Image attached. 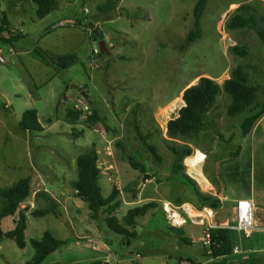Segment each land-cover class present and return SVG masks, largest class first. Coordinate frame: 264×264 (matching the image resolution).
I'll return each instance as SVG.
<instances>
[{
  "label": "rangeland",
  "instance_id": "1",
  "mask_svg": "<svg viewBox=\"0 0 264 264\" xmlns=\"http://www.w3.org/2000/svg\"><path fill=\"white\" fill-rule=\"evenodd\" d=\"M105 1L59 0L51 15L41 20L31 0H0V8L4 7L0 23L5 14L12 37L17 27L25 36L13 44L0 40L5 59L0 64V187L29 178L32 189L21 205L29 209L28 245L20 249L14 240L0 241V264H27L35 255L31 239H41L46 231L68 239L76 226L92 229L97 236L71 242L43 264H179L182 257L194 261L204 252L213 257L204 243L206 233L219 225L221 217L225 220L233 214L232 204L253 197V192L254 205L264 203V44L254 31L226 27L243 4L264 16V0H210L201 21L202 38L185 49L198 0H123L122 8L110 14L99 10ZM99 21L101 25L92 29ZM126 32L132 37H125ZM101 42L109 48L106 55L94 53ZM236 45L249 50L248 58L232 53ZM35 50L72 54L77 63L58 71L41 62ZM239 64L259 88L258 101L230 118V98L222 93L209 115L211 127L199 139H169L167 124L184 106L185 90L202 77L222 85ZM79 89L89 95L86 100L104 123H91L90 117L83 119L75 111L74 100L82 96ZM32 108L38 111L42 133L25 134L18 127L22 114ZM71 111L76 118L70 117ZM133 116L143 134L151 132L149 142L158 148L160 163L141 144ZM251 116L258 120L244 136L241 126ZM185 144L193 149L190 157L205 154L204 172L213 192L226 195V201L207 193L212 199L203 205L179 181L181 173L173 172L169 146ZM92 146L99 155L103 195L119 192L121 204L114 216L120 222L131 209L157 206L136 221L135 229L129 228L136 238L115 234L104 222L106 211L100 221H93L87 204L71 187L78 179V156ZM128 157L145 166L146 178L133 169ZM188 158L183 161L187 174ZM44 190L60 203L59 217L31 215L47 207L46 200L35 197ZM183 202L193 205L191 211L179 208ZM4 225L5 231L14 227L10 219ZM229 227L233 226L226 223L224 228Z\"/></svg>",
  "mask_w": 264,
  "mask_h": 264
},
{
  "label": "trees",
  "instance_id": "2",
  "mask_svg": "<svg viewBox=\"0 0 264 264\" xmlns=\"http://www.w3.org/2000/svg\"><path fill=\"white\" fill-rule=\"evenodd\" d=\"M36 8V17L44 19L56 9L59 0H31ZM122 0H106L104 4L99 6L101 12L110 14L116 10L117 5ZM210 0H198L194 8V30L189 34L183 48H187L192 43L202 38L201 21L207 9ZM1 7V4H0ZM111 19V18H109ZM9 22L7 18H3L0 23V40L13 44L22 39V32L16 31V36L12 37V32L8 29ZM228 30H249L254 31L257 38L264 44V16L259 15L256 9L249 4L241 5L236 13L229 18L226 23ZM8 33V38L4 34ZM99 37H103L97 32ZM232 53L241 58H248L249 50L244 46H233ZM36 56L44 64L55 68L56 70L66 71L72 68L77 63L75 55L65 54L57 55L47 50L34 51ZM99 55H106L100 52ZM222 93L230 98V104L227 107V115L230 118H237L243 114L249 107L253 106L260 97V90L257 86H253L250 82V76L244 65H237L231 72V77L220 85L216 81L208 77L200 78L196 85H193L185 90L183 94L184 106L179 110L178 116L170 120L167 124V137L171 140H197L201 132L207 131L211 127L212 120L209 115L215 108L219 96ZM136 111V110H134ZM70 117L76 118L74 111L69 113ZM258 116L247 118L241 130L244 136H247L255 123ZM91 123L101 121L105 122L99 115L97 110L88 119ZM133 128L138 136L143 147L152 155V157L160 163L162 157L159 155L158 148L149 142L151 132L143 134L140 126L137 123L135 116L131 118ZM19 129L25 134L42 133L44 127L41 124L37 109L26 110L18 124ZM167 141V140H166ZM169 143V142H168ZM173 153V172L181 173L180 182L188 187L197 199L203 204L212 199L205 196L200 190L196 180L190 177L185 171L183 161L193 154V149L189 145L169 146ZM99 155L96 146L79 155L77 158L78 179L71 182V187L76 192L79 199L87 204L90 212V218L93 221H100L102 214L106 211L108 216L104 222L117 235L123 237L136 238V232H131L129 228L135 229L136 221L144 217L147 211L151 208H156L154 204L143 206L142 208L131 209L127 212L124 221L120 222L114 216L120 208L119 192L114 190L110 196L105 197L102 193L101 185V170L98 166ZM128 160L133 169L146 174L145 166L128 157ZM32 192L31 180L29 178L20 179L8 187H0V241L4 239L14 240L20 249H25L28 245L26 231L28 227V208L21 209V205L30 197ZM37 201L44 199L47 202V207L34 210L31 215L34 217H45L53 215L59 217L61 213L60 204L47 191H39L35 194ZM212 209H216L215 205H211ZM15 217L14 229L4 231L2 227L3 219L7 217ZM173 231L182 233L181 229L174 228ZM213 242L211 255L214 259H225L232 255L233 245L231 230L229 228H211L209 230ZM80 239L61 240L56 238L50 231L44 232L41 239H31L30 244L35 251V255L27 262V264H43L47 258L62 247L69 245L73 241ZM188 243V240L184 239ZM216 264H227L218 262Z\"/></svg>",
  "mask_w": 264,
  "mask_h": 264
},
{
  "label": "crops",
  "instance_id": "3",
  "mask_svg": "<svg viewBox=\"0 0 264 264\" xmlns=\"http://www.w3.org/2000/svg\"><path fill=\"white\" fill-rule=\"evenodd\" d=\"M122 2H123V0L117 5V8H116L117 10H120L122 8L121 7V3ZM58 4H59V1H58ZM1 10L4 11V7H2ZM35 11H36V8L34 7V12ZM35 14H36V12H35ZM49 16H47V17H49ZM11 20L12 19L10 17V21ZM11 23L13 24L12 21H11ZM63 23H61V24H63ZM21 24H24V23L22 22ZM58 24H60V23H58ZM78 25L79 24H76V26H78ZM100 25H101V23L99 21V22L96 23V25L93 26L92 29H96ZM54 26H56V25H54ZM84 27L85 26H83V28ZM17 29H18L19 32H22V30L19 27H17ZM10 30L13 31L12 29H10ZM124 35H125V37H132L127 32ZM22 36H23L22 37V39H23L25 37L23 32H22ZM105 45H106V43H105ZM107 49L109 51L108 47H107ZM57 55H60V54H57ZM203 155H205V154H203ZM189 158H191V157H189ZM202 165L204 166V163L198 164L196 167H193V168H190L188 166V173H189L188 175H190V177H192L194 180H196V182L198 184L200 183V186H201L200 190L204 194L209 193L211 195H214V194L215 195H219V197H220V199L222 200V203H223L224 200L225 201L227 200L226 195H223L221 193L219 194L218 192H215V193L213 192V190L215 188L211 184L209 177L205 174ZM251 194H252L253 197H251V198L245 197V198H242V199L251 200L253 202V205H254V202H255L254 199H253V198H255V196L253 195L254 192L251 193ZM242 199H239V200H242ZM239 200H237V201H239ZM237 201L232 204L233 208H231V212L233 210V212H232L233 214L230 217H228L227 219H225V220H223L222 217H221L220 220H219V225H217L216 227H213V228H217V227L224 228L226 223L228 225L231 224L233 226V227H229V229L231 230L232 245H233V253H232V255L230 257H228V258H225V259L224 258L223 259H214V257H211V256L209 257L204 252V253L201 254L199 259H195L194 261L191 258H188L185 261L184 258L182 257L179 260V262H180L179 264H184V263H189V264H216V263L221 262V261L222 262L225 261L227 264H264V203H256L254 205V212H256L255 219H254L255 220V224H256V229L253 232H251L250 234H246L244 232H241V231L235 229L236 222H235L234 214H235V210H236ZM191 206H193V205L191 204V205L187 206V204L185 202H183V203H181L179 205V208H183L186 211H191L190 210ZM74 207H75V210L77 212H79L80 208H78V206H76V205H74ZM89 215H90V212H89ZM15 217L16 216L7 217V218L3 219L2 227H3L4 231H5V229H4L5 225L4 224H5L6 220H8V219H10L12 221L13 226L15 227V225H14ZM14 227L11 228V229L8 228L6 231L12 230V229H14ZM96 229H97L96 230V232H97L99 230V227L96 226ZM236 233L238 234V237L236 236ZM243 233L246 236H243L242 235ZM72 234H73V237H70L68 239H76V240L80 239V240H82V239H87V238H90V237H96L97 236V234L94 231H92V229L83 228L81 230V229H77V226H76V230L72 227ZM240 234L242 236H240ZM241 237H243V239H241ZM61 240H67V239H61ZM188 243H190V241H188ZM165 264H168V262L166 261Z\"/></svg>",
  "mask_w": 264,
  "mask_h": 264
},
{
  "label": "built area",
  "instance_id": "4",
  "mask_svg": "<svg viewBox=\"0 0 264 264\" xmlns=\"http://www.w3.org/2000/svg\"><path fill=\"white\" fill-rule=\"evenodd\" d=\"M86 12L89 11L86 9ZM100 49H95L94 53L99 55ZM5 59L2 56V53L0 52V64H4ZM74 109L78 113L82 115L83 119H87V117H91L94 114V109L88 103L86 98L80 96L77 99L74 100ZM235 222L236 226L235 229L244 232L246 234H250L256 229V224L254 220V205L251 200H239L236 203V210H235ZM205 245L210 249V253L212 250L213 242L211 239V235L209 232L206 233V237L204 240ZM237 250V249H236ZM189 264V263H184Z\"/></svg>",
  "mask_w": 264,
  "mask_h": 264
},
{
  "label": "bare ground",
  "instance_id": "5",
  "mask_svg": "<svg viewBox=\"0 0 264 264\" xmlns=\"http://www.w3.org/2000/svg\"><path fill=\"white\" fill-rule=\"evenodd\" d=\"M180 101H181V99H180ZM187 162H188L187 163L188 166L190 168H193V167H196L198 164L204 163L205 162V156L199 152L195 156H192L191 158H188L187 159ZM168 212H171V210L169 209V207H168ZM173 217H176V216H173Z\"/></svg>",
  "mask_w": 264,
  "mask_h": 264
},
{
  "label": "water",
  "instance_id": "6",
  "mask_svg": "<svg viewBox=\"0 0 264 264\" xmlns=\"http://www.w3.org/2000/svg\"><path fill=\"white\" fill-rule=\"evenodd\" d=\"M91 28H93V25H91ZM100 51H101V53L102 54H107L108 53V49H107V47H106V45H105V43L104 42H101V44H100ZM79 91L81 92V95L84 97V98H86V99H88V94H86V92L85 91H82L81 89H79ZM147 177V174L145 175V178ZM99 264H110L109 262H105V263H99Z\"/></svg>",
  "mask_w": 264,
  "mask_h": 264
}]
</instances>
